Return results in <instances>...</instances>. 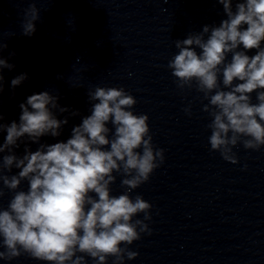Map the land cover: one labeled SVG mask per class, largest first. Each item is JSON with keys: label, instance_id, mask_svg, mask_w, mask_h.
Listing matches in <instances>:
<instances>
[{"label": "clouds", "instance_id": "9594fccd", "mask_svg": "<svg viewBox=\"0 0 264 264\" xmlns=\"http://www.w3.org/2000/svg\"><path fill=\"white\" fill-rule=\"evenodd\" d=\"M217 2L227 18L174 41L178 51L167 67L177 88L201 94L202 111L210 117V150L236 164L237 145L253 151L264 146V0H235V10L234 0ZM39 14L35 3L25 10L23 35L35 33ZM6 47L0 42V52ZM251 50L255 55L247 54ZM14 67L0 57V92L3 69ZM27 79L21 73L11 86ZM88 97L91 114L72 128L66 142L40 144L35 151L26 146L22 157L13 151L18 141L60 136L68 119H58L53 110L69 109L43 91L19 105V123H0L7 133L0 153H9L0 159V198L5 189L12 193L7 207H0V260L28 256L43 264H88L91 258L92 264H108L111 257L112 264H124L139 255L129 246L151 234L146 221L153 206L131 193L164 163L165 150L153 144L148 115L132 111L137 101L124 88L96 87ZM184 111L191 115V106ZM13 167L19 172L6 174ZM117 175L124 192L112 195ZM23 181L26 191L20 188ZM141 213L143 219L136 218Z\"/></svg>", "mask_w": 264, "mask_h": 264}]
</instances>
